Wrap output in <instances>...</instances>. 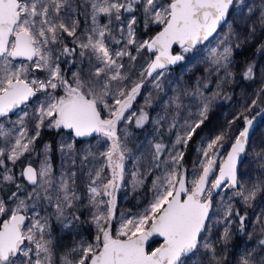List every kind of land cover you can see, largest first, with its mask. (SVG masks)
Instances as JSON below:
<instances>
[{
	"label": "snow or ice",
	"instance_id": "snow-or-ice-1",
	"mask_svg": "<svg viewBox=\"0 0 264 264\" xmlns=\"http://www.w3.org/2000/svg\"><path fill=\"white\" fill-rule=\"evenodd\" d=\"M85 3V14L92 26L87 27L86 21V31L82 36H77L79 21L72 15L75 6L71 0H0V117H7L38 91L55 90L58 87L64 89L63 96L51 97L46 104L40 105L31 135L23 119V116H27L26 112L17 121L19 127L16 135L13 136L0 127V136L5 139L11 137L7 153L0 149V157H6L15 163L25 153L31 154L42 127L69 130L76 138L90 137L93 134L106 138L110 145L100 155L105 158L111 177H102L103 166L96 169L94 174L90 173L89 200L98 208L93 214V222L98 231L96 242L87 245L81 243L73 248L72 252L78 253V258L65 255L61 264H185L184 258L198 250L201 233L206 230V221L212 207V190L220 188L225 180L230 187L237 185V163L246 150L254 117H244L246 126L238 135L231 137L233 142L230 144V151L219 165V175L211 183L209 176L216 171L219 149L223 147L222 142L228 139L226 133L216 136L200 150L203 159L199 170L194 172L190 186L179 164L183 153L173 149L168 160H164V144L155 143L153 166H167L165 172L157 178L155 198L144 214L124 219L113 235L105 224L113 217L115 198L112 190L123 179L125 161L130 151L126 137L122 138L117 134V126L122 119H126L124 113L139 95L143 86L142 78L152 77L158 69H165L183 59L182 55L171 54L172 45L179 44L184 51H189L207 40L226 21L237 0H85ZM135 5L143 8L146 18L152 23L163 25L162 30L154 38L137 43L133 28L136 19L133 16L127 22L125 47L111 49L109 40L120 44L122 39L116 38L107 24L100 25L97 18L104 15L109 17V23L112 20L121 21L122 12L131 13ZM261 24H264V10L261 11ZM119 31L123 38L124 28H119ZM62 34L76 38L73 43L80 49V57L87 58L89 63L86 72L81 69L73 73L72 82L65 78L56 62L59 57L53 56V49L50 47L62 42ZM131 44H137L138 53L146 48L148 52L155 54L146 68L140 70L141 79L138 81L131 79L128 70L120 62V58L125 55L130 60L136 59L127 49V45ZM75 52L76 48L64 46L60 54L67 56ZM212 54L216 56L215 63L219 64L221 60L227 62L231 49L225 47L218 56L213 50ZM17 60L21 63H14ZM25 61L28 63H24ZM36 70L46 71L47 79H29L30 72ZM156 87H159L158 83ZM109 96L112 97L111 104L106 99ZM208 106L209 102H205L199 113L201 117H206ZM105 111L108 113L107 117L103 116ZM147 120V113L141 110L136 125L142 127ZM185 123L186 130L178 135L175 142L177 145H186L203 119L192 124ZM60 150L71 154L74 146L65 143ZM91 155V152H85L82 162L87 161ZM2 163L0 160V164ZM21 175L34 186L28 199L35 195L37 200L54 202L56 218L70 227L64 208H71L73 201L79 199L73 187L75 172L62 174L57 183L45 152L40 169L29 164ZM3 180L14 182L13 176L8 174L3 176ZM260 187L256 185L247 194L241 190L236 195L249 202L255 198ZM21 188L22 185L17 184V189ZM102 195L111 197L107 202L106 213L99 211V205L105 202L96 199ZM12 197H16L18 202L11 210L0 200V215H7V219L0 223V264H53L48 218L40 217L38 213L29 217L25 201L15 192ZM227 214L231 215V210ZM26 220H30V223L26 224ZM153 236L162 237L163 242L161 246L148 252L145 245ZM228 238L229 233L225 229L223 239L227 241ZM261 244H264V240ZM204 248L212 253L215 251L207 243ZM243 264H250V261L245 258Z\"/></svg>",
	"mask_w": 264,
	"mask_h": 264
},
{
	"label": "rangeland",
	"instance_id": "rangeland-1",
	"mask_svg": "<svg viewBox=\"0 0 264 264\" xmlns=\"http://www.w3.org/2000/svg\"><path fill=\"white\" fill-rule=\"evenodd\" d=\"M71 2L75 6V11L72 15L79 21L77 36H82V34L86 31V21L87 27L92 26L90 19L85 14V8L87 5L85 0H71ZM163 2H166V0H163ZM262 5H264V0H237V3L235 7L232 8L231 15L227 22L223 24V26L209 41L196 48L193 54L187 55L185 63L179 67V69L174 70L173 68H165L156 71L148 80L144 77L143 86L140 89L139 95L136 96L131 104V107L124 113L126 119H122L117 126V134L122 138L126 137V144L130 151L128 153V158L125 161L123 179L119 180L116 188L112 190V195L115 198L113 217L105 224V227H108L113 235H115L119 230L120 224L124 219L138 217L150 208L157 192V178L165 172V168L167 167L165 165H161L159 168L153 166L154 161L152 153L154 152V149L152 147V142L157 136H159V127L172 119L174 113H176L177 125L174 128L171 140H169L167 144H164L165 152L162 155V159L168 160L169 153L172 152L173 149L182 152L183 158L179 161V164L182 166V170L189 186L191 180L193 179L194 172L199 170L200 161L203 159L200 150L205 148L207 143L215 139L216 136L226 133L228 139L225 140L224 147L219 149L220 154L216 158L218 162L222 160L225 152L233 142L230 140L231 137L238 134L245 121L241 124L238 131H231V125H237L239 113L230 112V107H224V109L220 111V117L221 121L225 118L226 120L222 121L221 127L220 125L219 127H212L210 124H204L194 136L192 140L190 163L189 165H186L184 155L188 142L186 145H177L175 143L177 137L185 132V122H187V124H192L195 121L201 119L204 120L208 116L213 104L216 101V93H206L204 91L206 88V82L201 83V80L193 86L194 88L192 87V91L190 90L186 91V93H180L179 90L183 89V79L181 78V75L188 73L190 65L197 62L202 57L207 61L206 70L211 72V70L220 69L221 71L219 72H223L228 67L232 54L235 50H237L242 38L246 37L251 31H253L252 28L255 25L254 20L257 16L256 8L263 7ZM140 11L143 13L144 27L149 26L155 28L163 26L152 23L148 20L142 7L140 8ZM131 17L132 16H129L127 19L121 18V21L112 20L111 23H109V17L107 16L101 15L97 18L100 25L107 24L109 28L112 29L116 38L121 35L119 28H124L122 44H116L111 40L108 41L111 49H122L125 47L127 22ZM69 37L70 46L76 48L77 52L75 64L67 75V80L72 82L73 73L80 71L84 66L89 67V63L87 58L80 57V49L75 43H73L76 38L72 36ZM135 39L137 43L145 41H141L136 36ZM115 44L117 46H114ZM129 46L133 47V49H137V44H131L127 45L128 51H130V48H128ZM50 47L53 49V56L59 57L60 53H58V43L51 45ZM61 47H63V45ZM225 47H229L231 49V54L229 55L227 62L221 60L219 64L215 63L214 61L216 56L212 54L213 50L216 51L218 56L223 53ZM184 53L185 51L182 53L179 52L182 56ZM125 56L127 57V60L123 64L130 75L134 72L135 65L134 62L130 60L129 56ZM152 56L153 54H151V58ZM140 58H142V56H140ZM121 59L122 57L120 58V61ZM140 61L141 60L138 62L135 61V63L138 65ZM56 62L59 64V59ZM94 62L95 61H93V63ZM14 63L19 64L21 61L17 60ZM24 63L28 62L25 61ZM158 73H162V75H158ZM47 76L48 74L46 71L36 70L30 72L29 79L35 77L40 80H45L47 79ZM175 76L180 77L182 80V84L178 87L179 90H177L178 88L173 85L176 80L174 78ZM134 78H136V76ZM263 78L264 75H262V79ZM125 83H127V81ZM157 83L159 84V87H156ZM262 88H264V82L258 86V90ZM257 94L258 92H255L251 98L244 97V101L241 106V109L247 113L246 117H254L258 119V125L255 128V131L258 127L264 129L263 115L261 118L256 115L263 103L264 93L262 98H259ZM63 95L64 89L62 87H58L55 90L48 89L47 91L41 90L36 92V95L29 102L20 106L14 113L8 115L7 117H2L0 119V127H2L5 131L11 132L13 136L16 135V131L19 127L17 121L21 118V116H23V113L26 112L27 116H23V119L25 125H27L29 129V134L31 135L35 129L36 116L38 115L40 105L46 104L51 97H60ZM110 98L111 102L109 103L111 104L113 102L112 97L109 96L106 99L108 100ZM205 102H209L208 111L206 113V117H201L199 113ZM177 105H179V107H177ZM214 109L215 108H213V110ZM141 110L147 113L148 120L142 127L137 126V129L135 128V122ZM257 114H259V112ZM104 115V117H107L108 113L105 111ZM45 123H47V121H45ZM44 130H51L57 133L58 137L56 141V150L52 152L47 141H43L40 145H37L35 141L33 146L34 151L31 154L25 153L15 163L6 159V157H0V160L3 161V163L0 164V189L5 183L15 184L17 178V167L21 162L22 166L24 164H31L35 167V169H40L42 162L45 159V152L47 153L48 162L52 167L53 178L57 183L59 182L62 174L67 175L69 172H75V176L73 177L75 183L73 187L78 194L79 199L73 201V206L71 208H64L65 215L70 220L71 226L66 227L62 222L60 226L61 228H58V234L50 237L53 249V264H61V259L65 255H71L74 259L78 258V253L72 252L73 248H77L81 243L87 245L94 244L96 242L95 238L98 235V231L96 224L93 222V214L98 211V208L90 203L89 200V185L91 182L90 173L94 174L96 169L103 166L104 171L102 173V177H111V172L106 167V160L102 155H100V153H103L108 149L110 141H107L106 138L97 134L94 138L90 140H82L79 144H77L75 142L76 137H74L69 130L42 127L40 132ZM10 140L11 137L5 139L0 136V149H3L6 153L10 147ZM65 143L73 144V153L65 154L61 152V145ZM85 152H91L92 155L87 161L82 162V157ZM73 160L75 163H72ZM252 164L255 165V169L257 168L256 171L253 172L252 176H249L246 171L242 174H237V192L243 190L245 194H247V192L249 190H253L256 185L261 186L260 189L256 191L255 198L246 202L247 204L252 205L250 209L252 210L250 222H247L246 228L241 230L240 223L236 219L233 210L231 198L234 194H236L233 191L236 187L229 189L227 186H224L212 199L209 222L206 223L208 231L204 237L200 238L198 250L189 257L184 258L185 264H222L225 257L230 260L231 264H243L245 258L250 261V264H264V244H261V241L264 240V182L260 179V175L264 174V158L258 160L256 163L252 161ZM168 166H170V164ZM21 170L22 167H20L19 170L20 176ZM5 174L12 175L14 182L4 181L3 176ZM144 184H148L149 187L147 202L141 205L138 210H131L127 208L122 209L117 207L118 197H121V199L124 198V193L128 191L127 187H130L133 191H135ZM32 188H34V186H31L28 194L22 193V195H19L18 197L25 201L27 205L26 211H30L31 213L29 217H33L38 213L40 217L48 218L49 233V231L53 228L51 223H56L58 221L55 215L56 212L54 211L55 203H49L46 199L37 200L35 195H33L32 199H28L29 194L33 193ZM41 195H43V193H41ZM239 197L240 199H243L241 196ZM96 199L103 200L105 202L104 204L99 205V211L106 213L108 208L107 202L111 199V197L102 195ZM0 200L5 202L8 210L14 208L18 202L16 197L5 200L1 197V194ZM53 200L55 201V196H53ZM229 210H231V215L227 214ZM4 216L7 218V215H0V221ZM75 217H79V219H75ZM83 222L91 226L92 237H90V235H88L85 231V228H83ZM29 223L30 220H27L26 224ZM101 223H104V221H101ZM225 229H227L229 233L227 241L223 239ZM49 236H51V232L49 233ZM64 236L66 239L65 245L60 246L58 244L57 247L56 239ZM209 241L214 243L217 248V260L214 258V253L209 252L204 248V244H209ZM55 246L56 249H54ZM232 246L234 250L230 255L228 248Z\"/></svg>",
	"mask_w": 264,
	"mask_h": 264
},
{
	"label": "trees",
	"instance_id": "trees-1",
	"mask_svg": "<svg viewBox=\"0 0 264 264\" xmlns=\"http://www.w3.org/2000/svg\"><path fill=\"white\" fill-rule=\"evenodd\" d=\"M262 6L263 7L256 8L257 16L254 20L255 25L253 26L255 31H251L246 37L242 38V41L239 44L237 50H235L232 54V58L228 64V67L223 72H219L221 71L220 69L211 70V72L209 70H206L207 61L202 57L197 62H194L192 63V65H190L188 73L181 75V78L183 79L182 90H179L178 88L182 84L181 78L178 76L174 77L176 80L174 79L175 82L173 83V85L176 88H178L177 90H179L180 93H186V91H190L192 87L200 80L201 83L206 82V88L204 90L206 93L208 94L212 92L216 93L215 95L216 101L213 104L212 109L209 112L208 116L203 120V123L200 124V127L204 124H210L212 127L215 126L219 127L220 125L221 127L222 121L226 120V118L221 121L220 111H222L224 107L228 106L231 108L230 112L239 113L237 125H231V131L232 130L238 131L241 124L244 122V117L247 114L245 111L241 109L242 102L244 101V97L251 98L255 92H258L257 94L258 97L262 98V95L264 93V88L258 90V86L262 84V82H264V78L262 79V75H264L263 74L264 73V24H261V11L264 10V5ZM140 8H141L140 5H135L134 10L131 13L126 11L122 12L121 18L127 19L129 16L132 17L134 16L136 19V24L134 25V35L137 38H139L141 41L142 40L148 41L154 35V33L158 31V29H160L162 26L155 28L149 26L144 27L143 13L140 11ZM231 12L229 13V15H231ZM69 38L70 37L67 36L66 34H62V42L58 43V47H59L58 53L62 52L64 46H67L70 49L73 48L72 46H70L71 44L69 43ZM118 39H122L123 42V38L121 37V35L118 36ZM122 42L120 44H122ZM62 45L63 47H61ZM114 46L117 45L115 44ZM128 48H130L129 52L131 53V55L136 57L134 61L132 60L135 65V69L134 72L130 74V77L133 81H138L139 79H141V77L139 76V72L142 68H145L147 63L150 61L151 53H149L146 48L142 49L139 53L136 51V49H133V47L131 46H129ZM196 48H193L192 50L189 51H185V53L183 54V59L173 69L174 70L179 69V67H181L185 63L186 56L193 54ZM175 50L176 52H181V53L184 52L183 48L175 49ZM140 56H142V58H140ZM76 57H77V52L67 56L61 54L59 55L60 69L66 79L68 72L75 64ZM126 60L127 57L123 56L120 62L124 63ZM139 60L141 61L137 65L135 61L138 62ZM249 68H251L250 74H249ZM87 69H88L87 66L83 67V70L85 72L87 71ZM135 76L136 78H134ZM142 79L144 80V77ZM108 102H111V98L108 99ZM213 108L215 109L213 110ZM258 112L259 114H257ZM257 113L256 115L259 118H261L262 115H263L262 118H264V99ZM103 116H105L104 113ZM173 124H175V126L177 125L176 113H174L172 119H170L166 124L161 125L159 127V136H157L153 140L152 147L157 142H160L162 144H167V142L171 140L175 128L172 127ZM200 127L196 129L195 133L188 141V145L184 155V161L186 165H189L190 163L192 140L200 130ZM135 128H137L136 122H135ZM57 137H58L57 133L51 130H44L40 132L39 137L36 139V143L37 145H40L43 141H47L49 143L52 152H54V150H56ZM92 138H94V136L89 138H76L75 142L79 144L82 140L85 139L90 140ZM224 145H225V141H223V147ZM262 157H264V129L258 127L248 143L245 157L238 169L239 170L238 174H242L243 172L246 171L249 174V176H252L253 172H255L257 169V168L255 169V165L252 164V161L256 163L258 160L263 159ZM20 167H22V162L17 167V173H16L17 178L15 184L13 185L12 183H5L3 186H1L2 188L0 189V194L1 197L5 200L11 199L12 193L14 192L17 193V196L19 195L21 196L22 193L28 194V191L31 189V187L25 184L22 177L20 176L19 173ZM260 179L262 180V182H264V174L260 175ZM17 184L22 185V188L18 190ZM148 189H149L148 184H144L142 187L138 188L135 191H133V189H131L130 187H127L128 191L124 193V198L121 199V197H118L117 207L122 209L127 208L131 210H138L141 205L147 202ZM233 191L237 193V187ZM231 200L233 204L235 217L239 221L242 230L246 228L247 222H250V216L252 211L250 209L252 205L244 202L243 199H240L239 195L237 196L236 194L233 195ZM54 211L56 212V208H54ZM27 214L28 216H30L31 215L30 211H27ZM241 217H243V223H241ZM4 218H6V216H4L3 219ZM207 222H209V219L206 221V223ZM61 223H62L61 220H58L56 223L54 222L51 223L53 228L51 231H49V233L51 232L50 237H52L55 234H58V228H61L60 227ZM82 225L83 228H85V231L88 233V235L92 237L91 226L85 222H83ZM207 231L208 228L206 225V230L201 233V238L206 235ZM56 242H57L56 244L57 247L58 244L60 246L65 245L66 242L65 236L62 238L58 237V239H56ZM209 244L212 245L213 248L215 249L214 254H215V259L217 260V248L215 247L214 243H212L211 241H209ZM156 245H157V241L151 243L148 246V249L150 250L152 247ZM54 249H56V246ZM233 250H234L233 246L228 248V251H230V255L233 253ZM224 263L231 264L230 260L227 257H225V259L222 261V264Z\"/></svg>",
	"mask_w": 264,
	"mask_h": 264
},
{
	"label": "water",
	"instance_id": "water-1",
	"mask_svg": "<svg viewBox=\"0 0 264 264\" xmlns=\"http://www.w3.org/2000/svg\"><path fill=\"white\" fill-rule=\"evenodd\" d=\"M231 10V9H230ZM227 18H228V16H227ZM227 18H226V20H227ZM225 22H222V24L220 25V26H218V28H217V30L224 24ZM162 28H163V26L160 28V29H158V31H156L155 33H154V35L151 37V38H154L157 34H158V32L159 31H161L162 30ZM215 33H213V35H214ZM213 35L212 36H210L207 40H205V41H203V42H201V43H198L195 47H197V46H199V45H202V44H204L205 42H207L209 39H211L212 37H213ZM150 38V39H151ZM194 47V48H195ZM175 48H181V46L179 45V44H173L172 45V48L170 49V52H171V54L172 55H179V54H177L176 52H175ZM148 51V50H147ZM149 53H151V52H149ZM151 54H153V56H152V58L151 59H154L155 58V54L154 53H151ZM180 61H178L176 64H174V65H168V66H166V68H173V67H176L177 65H178V63H179ZM158 70H161V69H158ZM157 70V71H158ZM155 73V72H154ZM153 73V74H154ZM150 77H147V76H145V79L146 80H148ZM34 97V96H33ZM33 97H31L27 102H29ZM26 102V103H27ZM23 105V104H22ZM21 105V106H22ZM18 108H16V109H14L11 113H9L8 115H10V114H12V113H14L16 110H17ZM2 117H0V119H1ZM251 118H253V117H251ZM257 125H258V119H256V118H254V120H253V125H252V127L250 128V130H249V139H248V142H247V144H246V150H247V145H248V143H249V140H250V138H251V136H252V134H253V132L255 131V128L257 127ZM246 126V124H245V122L243 123V126H242V128L240 129V131L241 130H243V128ZM239 133V132H238ZM93 135H96V134H93ZM92 135V136H93ZM238 135V134H237ZM82 138H85V137H82ZM246 150H245V152L244 153H242L241 154V156H240V158H239V160H238V163H237V174H238V168H239V165L242 163V161H243V159H244V156H245V153H246ZM228 151H230V146H229V148L227 149V151L225 152V154H224V156H223V158H222V160L220 161V162H218L217 160H216V171L212 174V175H210L209 176V182L211 183L212 181H214V179L219 175V165L221 164V162L224 160V159H226V157H227V152ZM29 164H25L23 167H22V170H21V172L24 170V168H26L27 166H28ZM31 165V164H30ZM33 168H35L33 165H31ZM22 176V175H21ZM213 177V178H212ZM22 179H23V181L28 185V186H33V185H31L23 176H22ZM212 179V180H211ZM224 186H227L229 189H232L233 187H230L229 186V182L227 181V180H225V182L221 185V187L220 188H218V189H213L212 190V195H211V202H212V199H213V197L215 196V194L221 189V188H223ZM210 211H211V209H210ZM210 211H209V214H210ZM5 219H7V218H5ZM5 219H2L1 221H0V223H2L3 222V220H5ZM26 223H27V220H26ZM155 241H157L158 243H157V245L156 246H154L153 248H151L150 250L148 249V246L151 244V243H153V242H155ZM162 242H163V238L162 237H159V236H153V237H151L150 239H149V241H147L146 242V245H145V247H146V251H148V252H151V251H153V250H155L157 247H159V246H161V244H162ZM191 255V254H190Z\"/></svg>",
	"mask_w": 264,
	"mask_h": 264
}]
</instances>
